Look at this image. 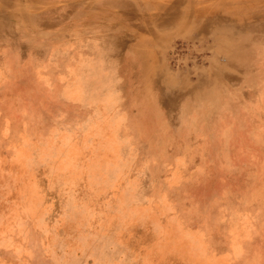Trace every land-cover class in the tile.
I'll use <instances>...</instances> for the list:
<instances>
[{
    "label": "rangeland",
    "instance_id": "1",
    "mask_svg": "<svg viewBox=\"0 0 264 264\" xmlns=\"http://www.w3.org/2000/svg\"><path fill=\"white\" fill-rule=\"evenodd\" d=\"M0 264H264V0H0Z\"/></svg>",
    "mask_w": 264,
    "mask_h": 264
},
{
    "label": "bare ground",
    "instance_id": "2",
    "mask_svg": "<svg viewBox=\"0 0 264 264\" xmlns=\"http://www.w3.org/2000/svg\"><path fill=\"white\" fill-rule=\"evenodd\" d=\"M114 32V31H113ZM112 33V32H111ZM110 33V34H111ZM113 34V33H112ZM113 47V46H112ZM118 50V49H117ZM137 60V59H136ZM138 60H140V59H138ZM142 62V61H141ZM121 66V65H120ZM42 70V69H41ZM40 70V71H41ZM44 70V69H43ZM127 70V69H126ZM41 73V72H40ZM42 75V74H41ZM122 85V84H121ZM121 94V93H120ZM7 96V95H6ZM128 96V95H127ZM13 98V97H12ZM125 98V97H124ZM25 100V99H24ZM129 101H130V99H129ZM23 103V102H22ZM129 107V106H128ZM131 110H132V108H131ZM167 190V189H166ZM188 223V222H187ZM193 223V222H192ZM163 224V223H162ZM186 224V223H185ZM189 224V223H188ZM191 224V223H190ZM185 226V225H184ZM191 229V228H190ZM152 232V231H151ZM139 234V233H138ZM156 235V234H155ZM139 239V238H138ZM147 245H148V243H147Z\"/></svg>",
    "mask_w": 264,
    "mask_h": 264
}]
</instances>
